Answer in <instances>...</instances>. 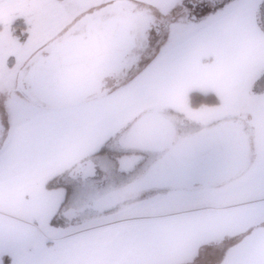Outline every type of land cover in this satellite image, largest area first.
<instances>
[{"label": "snow or ice", "instance_id": "1", "mask_svg": "<svg viewBox=\"0 0 264 264\" xmlns=\"http://www.w3.org/2000/svg\"><path fill=\"white\" fill-rule=\"evenodd\" d=\"M0 264H264V0H0Z\"/></svg>", "mask_w": 264, "mask_h": 264}]
</instances>
